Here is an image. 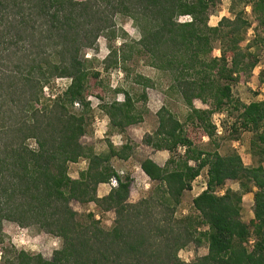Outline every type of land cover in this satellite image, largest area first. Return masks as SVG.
<instances>
[{
  "label": "trees",
  "instance_id": "trees-1",
  "mask_svg": "<svg viewBox=\"0 0 264 264\" xmlns=\"http://www.w3.org/2000/svg\"><path fill=\"white\" fill-rule=\"evenodd\" d=\"M222 1L0 0V235L3 222L10 220L38 225L62 239L52 260L21 250L13 264H189L180 250L204 242L208 253L194 264H264V100L245 103L233 92L243 76L252 77L259 60L250 45H241L251 25L241 14L209 24L212 6ZM251 6L257 27L264 28V0ZM119 13L140 28L138 43L151 63L171 75L169 88L187 105V121L213 140V114L227 106L239 111L235 130L253 133L255 165L245 164L237 151L222 154L218 144L214 150L196 148L186 123L164 105L157 113L159 127L143 142L168 150L171 157L165 166L150 157L142 160L156 187L152 196L130 201L134 179L121 177L111 158H129L133 146L117 148L109 141V152L97 154L81 140L92 111L91 71L83 50L96 45ZM184 15L191 20L180 22ZM217 39L223 44L221 56L212 55ZM63 77L71 79L69 86L47 96L46 86ZM124 93V101L104 105L119 131L144 118L135 99ZM76 103L81 112L75 111ZM179 146L187 147L184 154ZM81 159L89 166L72 177L69 165ZM205 168L207 188L193 198L196 213L176 216L185 192ZM113 177L118 185L99 196L98 185ZM228 180L238 181L240 188L219 194ZM250 192L254 216L247 223L243 202ZM73 200L113 210L114 225L102 227L95 215L81 221Z\"/></svg>",
  "mask_w": 264,
  "mask_h": 264
},
{
  "label": "rangeland",
  "instance_id": "rangeland-1",
  "mask_svg": "<svg viewBox=\"0 0 264 264\" xmlns=\"http://www.w3.org/2000/svg\"><path fill=\"white\" fill-rule=\"evenodd\" d=\"M252 1L223 0L212 6L209 18V24L215 26L225 16L235 18L236 14H241L251 24L244 33V40L241 45L245 49L250 45L249 50L256 54L259 62L251 78L243 76V81L233 85L234 96L245 103L264 100V82H260V79L264 81V28L257 27L258 22L255 13L252 11ZM111 25L112 27L108 31L99 36L95 46L86 47L83 50L87 66L91 71L88 83V100L91 102L92 111L89 114V122L93 124L94 111L102 109L106 112L104 109L105 104L114 100L124 101V91L129 92L130 96L136 101L137 111L141 112L144 117L142 123L135 130L129 131L134 136L129 140L133 143V151L135 152L133 171L136 170L135 165L139 166L144 158L155 152L153 147L143 142V139L150 133L148 130L153 133L159 127L157 113L164 105L177 118L186 123V129L194 140L196 148L214 150L218 144L219 151L224 155L237 151L241 154L245 164L255 165L257 163V158L252 155L251 151L253 133L242 129L235 130L234 124L238 120V110L227 106L223 111L213 114L212 121L217 126V132L215 139L211 140L202 127L187 121L189 113L187 105L176 91L169 88L172 83L171 75L167 71L154 66L151 63V55L138 43L142 33L134 20L128 15L119 13L112 19ZM222 45L219 39L214 42L213 56H221ZM113 50L117 51V54H112ZM89 54L91 55L89 56ZM115 61H118V63H115ZM70 82L71 79L67 77L56 78L46 86L47 96L49 93L52 96L61 93L69 86ZM145 95L146 99L143 97ZM198 105L203 106L200 102ZM74 109L77 112L82 111L81 106H76ZM90 127H87V132L81 140L93 150L96 148L98 152L109 150V141L120 148L127 137L130 138L126 129H124L123 136L119 134L118 129L112 128L108 132V138L95 142L94 133H91ZM29 143L32 147L37 146L33 139ZM79 172H81L79 165L70 163V175L76 177ZM140 180L137 178L136 182L132 184L131 202H138L153 195L156 184L153 183L149 186L147 183L148 187H146V184ZM207 180V168H205L201 175L192 182L194 188L185 192L182 203L178 206L176 216L185 217L196 213L193 207V198L197 192L199 194L203 192L201 191L203 187L207 188ZM226 188H236L235 190H238L240 188L239 182L228 180L225 187L218 189L219 194H223ZM71 206L78 212V219L83 222H89L91 220L90 216L95 215V219L99 220L100 225L104 228H111L115 223V212L102 209L94 202L81 203L73 200ZM253 216L252 201L246 199V206L243 208V219L249 223ZM0 238V264H13L21 250L31 254L40 253L46 259L52 260L54 252L62 246L61 237L47 233L38 225L22 226L10 220L3 222ZM207 253V242L202 245L191 243L180 250L179 256L189 264H194L200 256Z\"/></svg>",
  "mask_w": 264,
  "mask_h": 264
},
{
  "label": "crops",
  "instance_id": "crops-1",
  "mask_svg": "<svg viewBox=\"0 0 264 264\" xmlns=\"http://www.w3.org/2000/svg\"><path fill=\"white\" fill-rule=\"evenodd\" d=\"M93 118H94L93 124H90L89 126H91L90 127L91 133L92 134L94 133L93 137L95 139V142L108 138L109 137L108 132L113 128L112 123H111V119L108 116V114L106 112H104L102 109H100V110L98 109V110L94 111V117ZM141 123L142 122L137 123V124H132V125H129L126 127L127 134L129 135L130 138L128 139V137H127L124 144H130L133 146V143L130 142L129 140L134 138V136L132 134H130L129 131L135 130L136 127L139 126ZM148 131L151 133V130H148ZM119 134L124 136V131H119ZM124 144H122V146ZM133 149H134V146H133ZM94 150H95V153H97V154H105V153L109 152V150H107V151L104 150V152H98L96 148H94ZM153 150L155 152H153L149 157L154 159L159 165L165 166V164L167 163V161L171 157L170 152L168 150H156L154 148H153ZM134 154H135V152L133 151L129 158H120L118 156H113L111 158V164L121 177L129 175L134 179V182H136L137 178H138V180L141 179L140 181L144 182L146 184V187H148V184L150 186V184L152 185L154 182L143 171V169L141 167L142 161L141 162L139 161L140 162L139 166L135 165L136 170L133 171L132 167L134 166L133 165L134 164L133 163L134 162ZM73 164L79 165L81 171H84L88 168L89 161H88V159H83V160H80L79 162H75ZM80 165H82L83 167H81ZM122 171H124V172H122ZM207 175H208V172H207ZM76 177H78V176H76ZM112 187H114V186H112L110 184V182L100 183L98 185V190H97L99 193L98 195L99 196L107 195L110 192V190L112 189ZM205 188L206 187H203V190H201V191H204ZM233 189H236V188H233ZM198 194H199V192H197L195 196H197ZM246 199L251 200L252 204H254V194L252 192H250V193H247L244 195L243 208H245V206H246Z\"/></svg>",
  "mask_w": 264,
  "mask_h": 264
},
{
  "label": "built area",
  "instance_id": "built-area-1",
  "mask_svg": "<svg viewBox=\"0 0 264 264\" xmlns=\"http://www.w3.org/2000/svg\"><path fill=\"white\" fill-rule=\"evenodd\" d=\"M188 20H191V17H190L189 15L181 16L180 19H179L180 22H184V21H188ZM76 106H80V103H76ZM99 110H100V109H99ZM186 148H187L186 146H179V148H178V152H179L180 154H184V153L186 152ZM118 183H119V180H118L117 177H113V178L111 179V181H110V184H111L112 186H117Z\"/></svg>",
  "mask_w": 264,
  "mask_h": 264
},
{
  "label": "clouds",
  "instance_id": "clouds-1",
  "mask_svg": "<svg viewBox=\"0 0 264 264\" xmlns=\"http://www.w3.org/2000/svg\"><path fill=\"white\" fill-rule=\"evenodd\" d=\"M91 54H89V56H90Z\"/></svg>",
  "mask_w": 264,
  "mask_h": 264
}]
</instances>
